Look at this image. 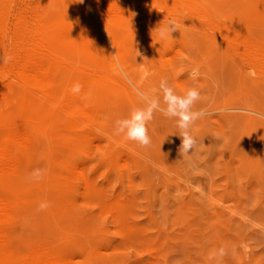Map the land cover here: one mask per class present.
Instances as JSON below:
<instances>
[{"label":"rangeland","instance_id":"rangeland-1","mask_svg":"<svg viewBox=\"0 0 264 264\" xmlns=\"http://www.w3.org/2000/svg\"><path fill=\"white\" fill-rule=\"evenodd\" d=\"M22 1H47L57 26L82 19L86 35L58 48L92 73L97 111L88 138L49 130L43 153L9 181L33 198L20 220L23 242L78 247L73 264H264V49L250 47L264 46V0ZM161 79L178 95L201 93L195 108L206 114L189 129L187 154L175 119L159 111L147 147L113 134L117 118L146 106L141 93L163 106ZM37 168L47 172L30 181Z\"/></svg>","mask_w":264,"mask_h":264},{"label":"bare ground","instance_id":"bare-ground-1","mask_svg":"<svg viewBox=\"0 0 264 264\" xmlns=\"http://www.w3.org/2000/svg\"><path fill=\"white\" fill-rule=\"evenodd\" d=\"M14 2L16 0H0V264H73L78 247L70 249V244L60 246L45 240L23 242L20 220L24 207L33 198L9 188L8 183L22 175L31 160L43 151L40 149L49 130L62 127L63 132L72 133L79 140L89 137L93 126L89 119L96 111L90 101L94 85L92 73L84 65H75L67 59L63 49L58 48L70 37L86 35V30L81 29V18L57 26V20L45 15L47 1L34 8L22 0L7 30ZM243 42L245 46L249 43ZM250 47L264 49L259 45ZM5 58H9L7 63ZM76 83L82 86L79 93L72 92ZM44 103L52 105V112L45 107L47 113H43ZM87 179L83 181L85 187ZM46 182L54 184L53 176Z\"/></svg>","mask_w":264,"mask_h":264},{"label":"clouds","instance_id":"clouds-1","mask_svg":"<svg viewBox=\"0 0 264 264\" xmlns=\"http://www.w3.org/2000/svg\"><path fill=\"white\" fill-rule=\"evenodd\" d=\"M83 3V0H81ZM175 22H171L169 28L173 30ZM171 26V27H170ZM169 34V29L162 28L160 35L162 37ZM9 58H5L7 63ZM199 75L197 69H193L190 78L195 79ZM82 86L76 83L72 87L73 93H79ZM155 92V90H153ZM159 92L162 94L163 106L159 96H151L141 93V99L146 104L145 107H133L129 114L123 118H117L114 121L113 134L122 136L124 140L134 142L142 147H147L151 143V137L148 133L147 124L153 119L154 113L159 111L169 119H175L176 126L180 129L181 145L180 154H187L193 150L195 145L194 138L190 135V127L205 114L206 110L195 108L198 101L201 100L200 91L195 88L186 89L183 95L176 94L174 88L169 85L167 79H161L159 83ZM47 169H34L29 174L30 181H40L46 174ZM50 205L40 203L38 210L43 211Z\"/></svg>","mask_w":264,"mask_h":264}]
</instances>
